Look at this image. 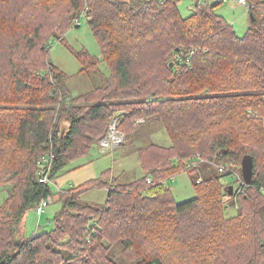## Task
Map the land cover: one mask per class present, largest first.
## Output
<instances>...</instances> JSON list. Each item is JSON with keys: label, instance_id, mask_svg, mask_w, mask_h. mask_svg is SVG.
<instances>
[{"label": "trees", "instance_id": "trees-1", "mask_svg": "<svg viewBox=\"0 0 264 264\" xmlns=\"http://www.w3.org/2000/svg\"><path fill=\"white\" fill-rule=\"evenodd\" d=\"M180 2L0 0V188L9 191L0 264H120V245L128 264H264V2L250 6L244 36L218 4L196 0L184 17ZM83 15L111 72L73 96L50 55ZM75 55L80 72L99 70L87 50ZM121 118L130 135L142 121L160 122L172 144L141 147L146 172L133 182L60 189L53 229L14 241L26 212L53 197L40 171L49 166L53 179ZM246 155L253 184L230 196L222 178L232 169L243 178ZM183 172L199 174L197 196L176 203L168 183ZM94 187L108 189L103 207L80 202Z\"/></svg>", "mask_w": 264, "mask_h": 264}, {"label": "rangeland", "instance_id": "rangeland-1", "mask_svg": "<svg viewBox=\"0 0 264 264\" xmlns=\"http://www.w3.org/2000/svg\"><path fill=\"white\" fill-rule=\"evenodd\" d=\"M264 2V0H248L247 6L237 2V0H228L216 6V12L222 14L225 19L233 25L240 36H244L247 30L253 24L250 6L255 5L254 2ZM253 3V4H252ZM195 8L194 0H181L179 10L184 17L191 14ZM77 26H72L65 33L63 42L57 39L52 40L51 61L60 71L67 74L65 85L68 87L71 95L79 96L85 94L102 83V75L108 76L110 68L103 61L102 48L95 38L91 27L85 15L81 16L77 21ZM87 50L94 59L100 61L99 70L97 72L81 71L83 65L76 57L75 53L79 50ZM119 114V113H118ZM121 119H114L110 124V130L113 122L120 124ZM66 125V124H65ZM119 128V126H118ZM122 135V142L119 144L111 142L108 145L107 137L100 140L96 144L88 156L78 158L69 162L53 179L50 185L53 192V202L49 204L44 213L39 216L34 208H30L23 221L17 227V234L14 241L31 238L33 235L41 232L51 231L54 227V217L61 209L62 202L59 200L58 192L60 189L77 188L84 185L89 180L103 178V181H111L113 177L118 178L120 183H130L144 176L146 170L140 162L138 150L141 147L151 143L170 146L171 138L160 122H147V124H139L135 132L131 135L128 131L118 129ZM111 169V175L105 176V171ZM217 165H213L212 172L217 171ZM203 171L205 176L200 175V179L208 176L210 170ZM242 174V172H241ZM111 177V178H110ZM239 177H241L239 175ZM236 174L224 176L222 182L231 184L235 187L239 186L240 178ZM199 178L196 172H183L176 176L174 180L169 181L168 186L172 190L176 203H183L197 196L195 184ZM9 195L8 189L0 188V205L4 204ZM108 189L104 187H94L83 190L80 202L95 207H103L108 199ZM228 213L235 214L237 209L234 206H228ZM23 232V234H22ZM24 235V236H23ZM18 246V244H16ZM114 256L120 264H128L122 254V247L116 246Z\"/></svg>", "mask_w": 264, "mask_h": 264}, {"label": "built area", "instance_id": "built-area-1", "mask_svg": "<svg viewBox=\"0 0 264 264\" xmlns=\"http://www.w3.org/2000/svg\"><path fill=\"white\" fill-rule=\"evenodd\" d=\"M194 1L196 2V0H194ZM209 1L210 2L211 1H214L215 4H221V3H224V2H226L228 0H209ZM237 2L240 3V4H242V5L247 6L248 0H237ZM118 126H119V123L113 122V126L111 128V132L109 133L110 135L108 137L106 136L107 139L105 138V140H107L108 145H111L110 144L111 142L116 143V144H119V143L122 142L121 141L122 140V138H121L122 135L119 133ZM46 162H48V161H46ZM230 167L231 168H234L233 165L230 166ZM225 169H226V167H221L220 168V171H223ZM231 171L239 177V175L233 169ZM39 174H40V178H39L40 179V182H42V183H49L51 181V179H50V169H49V166L47 168H44L43 170H41ZM239 178H240V183H239L240 187H238V190H237V193L238 194L239 193H243L244 186H246L243 178L242 177H239ZM149 182H151V180H149ZM52 202H53V197L52 196H49L47 198H43L39 202V204L37 205V207L35 209L36 212H37V214L39 216H41L44 213L45 208L49 204H51Z\"/></svg>", "mask_w": 264, "mask_h": 264}, {"label": "water", "instance_id": "water-1", "mask_svg": "<svg viewBox=\"0 0 264 264\" xmlns=\"http://www.w3.org/2000/svg\"><path fill=\"white\" fill-rule=\"evenodd\" d=\"M251 16L253 18V22H255V17L251 13ZM173 66V63L171 64ZM242 176L243 180L246 185H252L253 184V176H254V160L251 155H246L242 160ZM234 186L231 185L229 189V195L232 196L235 193ZM19 245V244H18Z\"/></svg>", "mask_w": 264, "mask_h": 264}, {"label": "crops", "instance_id": "crops-1", "mask_svg": "<svg viewBox=\"0 0 264 264\" xmlns=\"http://www.w3.org/2000/svg\"><path fill=\"white\" fill-rule=\"evenodd\" d=\"M261 2V1H260ZM256 3H258V2H256ZM255 2H254V4H256ZM253 4V3H252ZM250 8V7H249ZM219 14V13H218ZM220 15H222V14H220ZM223 16V15H222ZM224 17V16H223ZM239 34V33H238ZM144 122L142 121L141 122V124H143ZM24 219V218H23ZM22 234H23V232H22ZM24 236V235H23ZM24 239H25V237H23Z\"/></svg>", "mask_w": 264, "mask_h": 264}]
</instances>
